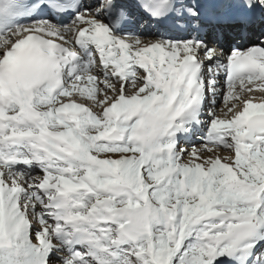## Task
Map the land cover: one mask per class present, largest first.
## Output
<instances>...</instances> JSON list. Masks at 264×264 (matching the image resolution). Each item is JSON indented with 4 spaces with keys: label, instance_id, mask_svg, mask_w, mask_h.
<instances>
[{
    "label": "snow or ice",
    "instance_id": "obj_1",
    "mask_svg": "<svg viewBox=\"0 0 264 264\" xmlns=\"http://www.w3.org/2000/svg\"><path fill=\"white\" fill-rule=\"evenodd\" d=\"M0 264H264V0H0Z\"/></svg>",
    "mask_w": 264,
    "mask_h": 264
},
{
    "label": "bare ground",
    "instance_id": "obj_2",
    "mask_svg": "<svg viewBox=\"0 0 264 264\" xmlns=\"http://www.w3.org/2000/svg\"><path fill=\"white\" fill-rule=\"evenodd\" d=\"M97 67H98V65H97ZM142 74V73H141ZM256 96H257V99H259V96H260V94L259 93H256ZM219 103V102H218ZM220 110H218L217 109V112H219ZM218 115H222V113H221V111H220V113H217ZM221 158H224L223 157V154H224V150H221V151H219V153H217Z\"/></svg>",
    "mask_w": 264,
    "mask_h": 264
},
{
    "label": "rangeland",
    "instance_id": "obj_3",
    "mask_svg": "<svg viewBox=\"0 0 264 264\" xmlns=\"http://www.w3.org/2000/svg\"><path fill=\"white\" fill-rule=\"evenodd\" d=\"M221 107H222V105H220V104L218 103V105H217V109L220 110ZM218 113H220V111H219ZM197 146H199V145H197ZM229 155H230L229 152L224 151L223 157H226V156H229ZM34 227H35V225H34Z\"/></svg>",
    "mask_w": 264,
    "mask_h": 264
}]
</instances>
